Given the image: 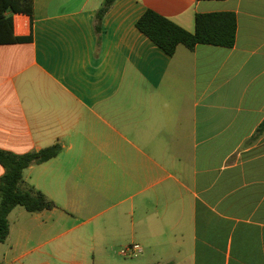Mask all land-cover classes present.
Returning <instances> with one entry per match:
<instances>
[{"label":"crops","instance_id":"crops-1","mask_svg":"<svg viewBox=\"0 0 264 264\" xmlns=\"http://www.w3.org/2000/svg\"><path fill=\"white\" fill-rule=\"evenodd\" d=\"M103 3L6 14L29 41L0 44V151H61L24 170L55 208L15 238L12 209L2 261L80 264L104 231L140 264H264V0H113L96 33ZM146 10L188 33L197 14L232 13L235 43L170 57L136 29ZM67 224L90 229L27 248Z\"/></svg>","mask_w":264,"mask_h":264},{"label":"trees","instance_id":"trees-1","mask_svg":"<svg viewBox=\"0 0 264 264\" xmlns=\"http://www.w3.org/2000/svg\"><path fill=\"white\" fill-rule=\"evenodd\" d=\"M112 2L113 0H104L96 13V33L99 32L100 21ZM32 10L33 0H0V44L29 41V38L13 37L11 20L6 14H25L31 17ZM135 27L171 57L179 45L188 50H192L198 44L233 47L236 19L232 13L197 14L194 19V33H188L152 10H146L136 21ZM60 151L59 144L22 155L0 151V166L4 169V174L0 178V244L8 237V215L12 209L21 207L33 214L55 208V204L44 194L24 181L23 172L31 166L49 161Z\"/></svg>","mask_w":264,"mask_h":264},{"label":"rangeland","instance_id":"rangeland-1","mask_svg":"<svg viewBox=\"0 0 264 264\" xmlns=\"http://www.w3.org/2000/svg\"><path fill=\"white\" fill-rule=\"evenodd\" d=\"M17 210L23 212L24 216H18L17 212L14 211L9 218V224L12 228L11 236L13 238L18 236V228H23V226L34 228L35 224L31 221L30 213L24 211L23 208L18 207ZM47 213L49 211H46ZM57 212L59 210L57 209ZM45 213V214H47ZM58 214V213H57ZM69 224L65 228H55L49 235L47 236H38L33 234L31 241L27 243L28 249H33L39 243H43L47 241L51 237H53L52 243L50 246H55L57 244L66 241L68 238L73 237L76 233L82 234L85 229L90 228H78L74 231H69L62 235V233L70 228H67ZM123 234L118 235V237H111L108 232H102L97 234V240L90 244L88 243L85 247L84 255L78 258L80 264H140V263H147L145 262L144 258L141 255H137L136 257H123L120 255V251L123 250L125 247L129 246L127 243L124 242ZM4 248L0 245V264H30L28 260H23L21 262L11 261L10 257H8L7 261H2V249ZM43 250V249H41ZM51 264H64L62 262H53Z\"/></svg>","mask_w":264,"mask_h":264},{"label":"built area","instance_id":"built-area-1","mask_svg":"<svg viewBox=\"0 0 264 264\" xmlns=\"http://www.w3.org/2000/svg\"><path fill=\"white\" fill-rule=\"evenodd\" d=\"M141 251L142 250L139 245L132 244L121 250L120 255L123 257H136L138 254L141 253Z\"/></svg>","mask_w":264,"mask_h":264}]
</instances>
